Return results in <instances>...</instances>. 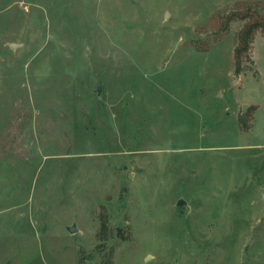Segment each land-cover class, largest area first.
Returning a JSON list of instances; mask_svg holds the SVG:
<instances>
[{"label":"rangeland","instance_id":"1","mask_svg":"<svg viewBox=\"0 0 264 264\" xmlns=\"http://www.w3.org/2000/svg\"><path fill=\"white\" fill-rule=\"evenodd\" d=\"M0 264H264V0H0Z\"/></svg>","mask_w":264,"mask_h":264},{"label":"trees","instance_id":"2","mask_svg":"<svg viewBox=\"0 0 264 264\" xmlns=\"http://www.w3.org/2000/svg\"><path fill=\"white\" fill-rule=\"evenodd\" d=\"M252 30L253 29L251 27V28L247 29L244 32V34H245L244 37L246 36L245 39H244L245 44H244V42L241 43V45L236 49V55L235 56H236V64L238 66L237 67V73H240V70H241L240 66L242 64V57H243L242 51L243 52L247 51L249 49L250 43L253 41V39L250 38V35L252 33Z\"/></svg>","mask_w":264,"mask_h":264},{"label":"water","instance_id":"3","mask_svg":"<svg viewBox=\"0 0 264 264\" xmlns=\"http://www.w3.org/2000/svg\"><path fill=\"white\" fill-rule=\"evenodd\" d=\"M15 47H16V44H12V48L14 49ZM100 90H101V87L98 86L96 93H99ZM247 107H248V105H244V108H247ZM68 230L70 233H75L77 231V227L75 225H73V226L69 227Z\"/></svg>","mask_w":264,"mask_h":264}]
</instances>
